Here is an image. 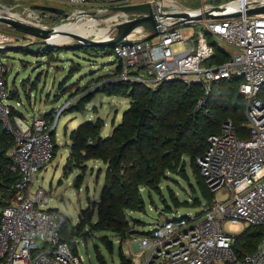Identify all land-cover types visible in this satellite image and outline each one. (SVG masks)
<instances>
[{"label":"built area","instance_id":"built-area-1","mask_svg":"<svg viewBox=\"0 0 264 264\" xmlns=\"http://www.w3.org/2000/svg\"><path fill=\"white\" fill-rule=\"evenodd\" d=\"M47 1L56 6L81 5L78 11L95 4L91 0ZM161 1L167 0H110L96 5L105 9L141 2L159 6ZM260 1L225 4L245 10ZM134 17L139 16L125 14L120 21ZM193 25H200L202 31L184 33L180 25L152 39L146 34L118 42L113 48L120 67L118 79L149 88L181 79L189 85L202 84L207 97L214 82L239 77L240 92L247 99L249 137L241 138L228 119L220 133L209 136L208 148L198 158L205 182L215 193L226 195L224 200L204 201L201 207L192 208L195 212L182 215L176 213L181 209L173 210L172 217L155 224L146 234L125 238L124 255L128 264H264V236L255 251L244 256L236 251L237 236L247 227L264 228V14L244 13ZM11 42V36L0 30V49ZM176 43L183 49H174ZM218 49L228 52L229 59L208 65ZM8 72L6 58L0 54V121L15 137L9 156L20 174L15 196L1 215L0 264H84L83 256L74 252L63 235L66 216L55 209H39L38 204H49L52 196L44 188L33 191L38 173L55 157L52 132L57 119L42 116L28 124L18 117L13 125L12 106L7 100L14 88L8 85ZM203 103L200 100V105ZM231 225L240 228L235 231ZM131 244L138 248L130 251Z\"/></svg>","mask_w":264,"mask_h":264},{"label":"trees","instance_id":"trees-1","mask_svg":"<svg viewBox=\"0 0 264 264\" xmlns=\"http://www.w3.org/2000/svg\"><path fill=\"white\" fill-rule=\"evenodd\" d=\"M91 1L98 4L110 0ZM53 47L45 44L40 52L53 58ZM97 48L84 47L85 50ZM113 48H109L110 53H114ZM228 59V52L218 49L207 64H219ZM117 69L119 71L120 67ZM76 72L70 73V78ZM240 84L239 77L218 80L214 82L211 94L207 97L204 96L202 84L189 85L181 79L163 82L156 88L121 80L103 82L98 87L99 92L130 98L131 104L109 135L105 136L103 133L106 125L103 118L87 121L72 133L71 155L64 167L66 177L75 167H80L91 159L100 160L107 166L99 199L94 201L92 207L82 210L79 225L72 227L67 223L68 219L65 220L62 232L75 253V237L88 227L91 232H112L120 237L121 243L133 233L146 234L148 231L134 230L135 224L143 222L135 220L132 223L129 213H146L144 191L149 198L153 193L160 195L164 182L170 180L172 175L189 180L188 167L199 186L200 197H195L193 201L174 198V206L177 209L184 206L199 208L204 201L214 200L215 192L205 182L198 158L205 154L209 136L220 133L228 119L234 122L241 138L249 137L247 99L240 92ZM88 87L76 86L72 91L70 99L76 101L70 106L72 111H83L92 99L93 95L86 93ZM14 89V93L12 90L10 92V98L19 96L17 89ZM60 89H65L64 84H61ZM200 100L204 101L202 105ZM21 116L23 114L12 107L10 121L13 125H16V119ZM52 137L56 155V131L52 132ZM14 144V135L0 121V220L4 207L15 196V185L20 178L19 172L13 169V161L9 156V150ZM80 183V178H77L75 185L80 186ZM165 202L164 211L161 213L176 210ZM95 213L97 218L94 222ZM263 236V227H247L237 236L236 251L240 256L255 251ZM102 241L112 250V242L108 236H103ZM120 255L121 261L128 264L129 260L122 247ZM98 262L107 264L100 253Z\"/></svg>","mask_w":264,"mask_h":264},{"label":"rangeland","instance_id":"rangeland-1","mask_svg":"<svg viewBox=\"0 0 264 264\" xmlns=\"http://www.w3.org/2000/svg\"><path fill=\"white\" fill-rule=\"evenodd\" d=\"M230 1L234 0H167L166 2L170 5L162 6V10L171 12L175 10V5L188 10H197L206 5L215 6ZM44 2L48 3L47 0H0V15L10 11L15 12L19 14V19L22 18L23 21L45 27H57L61 24L77 22L79 27L76 29H79L84 23V19L87 18L86 14L77 10L81 5L61 4L60 6L64 7L71 14L70 16L57 15L33 7L35 4H45ZM86 10H95L100 13L99 11L106 9L94 4ZM90 17L102 21L100 17L92 15ZM112 24H116V21H113ZM108 26L110 25L106 20L103 23L95 22L79 35L95 38L93 36ZM0 30L12 38V45L0 49V54L6 58V63L9 66L8 85L10 88H16L19 94L18 97L15 96L16 98L9 97L7 103L21 112L23 114L21 117L28 124L42 116H46L49 120L57 119L55 131L58 147L56 155L38 173L33 184V191L44 188L46 194L52 196V199L49 204H38V208L58 210L66 216L67 223L72 227L78 226L82 210L92 207L94 201L99 199L107 166L100 160L91 159L82 163L80 167H75L67 177L64 175V167L71 155L72 133L80 125L90 120L103 118L106 122L103 133L105 136L109 135L114 125L120 123L123 113L130 107V98L98 91V87L103 82L120 80L118 79L120 77L116 55L110 53V47H98L95 50H85L84 47H66V45L76 43L74 38L67 36L65 39L70 44L54 46L51 52L53 58H49L40 52L45 46V44H41V38L11 28L2 22H0ZM182 30L184 33H198L202 31V28L200 25L188 23L182 26ZM174 49H183V46L181 43H176ZM74 71L77 72L70 78V73L74 74ZM61 84H64L65 87L62 91ZM86 85L89 86L86 93H91L92 99L86 104L83 111H72L70 106L76 103L75 99H70L72 91L76 89V86ZM68 100L71 102L66 104ZM63 105L66 106L62 107ZM61 107L63 108L62 112L57 117ZM73 165L75 164L73 163ZM188 169L189 180L172 175L170 180L164 182L160 195L153 193V196L149 198L144 191L147 212L129 213L132 223L135 220L143 222V224H135V231H148L155 224L172 217V213H161L164 211L165 201L173 207L174 198L180 201H193L195 197H200L199 186L189 167ZM77 178H80V186L75 185ZM225 198L226 195L223 193H215L214 199L222 201ZM177 208L174 206L172 209ZM180 209L176 212L178 215L196 211V209L186 206L180 207ZM96 218L97 213L93 217L94 222ZM230 228L237 231L240 227L231 225ZM103 236H108L111 239L112 250H109L102 241ZM124 242L125 240L121 243L120 237L112 232L106 230L91 232L89 227L75 237L76 251L83 256L84 264H99L98 253L102 254L107 264H121V247L123 252H126ZM128 248L132 251L138 246L131 244Z\"/></svg>","mask_w":264,"mask_h":264},{"label":"water","instance_id":"water-1","mask_svg":"<svg viewBox=\"0 0 264 264\" xmlns=\"http://www.w3.org/2000/svg\"><path fill=\"white\" fill-rule=\"evenodd\" d=\"M33 7L57 15H71L64 7L56 5L35 4ZM109 10L114 12H123L129 15H138L139 17L117 22L114 24L112 34L105 38H91L76 33H67L69 36L75 39L76 43L72 45H66V47H114L118 42L127 39V37L138 28L145 30L147 33V39H152L160 35L165 29L185 25L188 23L192 24L203 20L238 17L244 13L247 15H261L264 14V0L247 5L245 10H243L241 7L232 9L226 4L215 6L206 5L198 9V11H196L194 14L185 12H163L157 4L150 2L115 5L109 7ZM80 13L95 17L99 16V13L95 10H80ZM167 18H171V20H167ZM0 22L7 24L16 30H20L41 38V44L62 46L60 44H54L50 41V39L54 38L58 32L56 28H43L14 17H6L2 15H0ZM14 92L15 89H12V93Z\"/></svg>","mask_w":264,"mask_h":264},{"label":"bare ground","instance_id":"bare-ground-1","mask_svg":"<svg viewBox=\"0 0 264 264\" xmlns=\"http://www.w3.org/2000/svg\"><path fill=\"white\" fill-rule=\"evenodd\" d=\"M164 5H170V3H167L166 1L159 2V7H160L161 10H162V6H164ZM175 7H176L175 10H173L171 12H185V13H189V14H194L196 11H198V10H188V9L176 6V5H175ZM99 12H100L99 13L100 15L98 17L102 18V21L98 20V19H94L93 17H90V15L86 14L87 18L84 19V21H83L84 23L82 24V26L79 29H76L77 27H79V23H77V22H69V23L61 24L60 26H57V27H45V26H42V25H39V24H35V25H38V26L43 27V28H56V30L58 32L54 36V38L50 39V41L52 43H54V44H60V45L64 44L65 45V44H70V42H68L65 39V37L69 36L67 33L81 34V33H83L85 31V29L90 24H94L95 22L96 23H99V22L103 23L106 20L107 24L110 25V26H108L106 29L102 30L101 32L97 33L95 36H93V37H96V38H105V37L110 36L112 34V32H113L114 25L112 24V22L113 21L119 22L122 19L121 17H123V15H125V13H123V12H114V11H111L109 9L101 10ZM1 15L2 16H6V17H14V18H17V19H19V17H20L18 13L11 12V11L8 12V13H5V14H1ZM167 20H171V18H167ZM25 22H27V21H25ZM28 23H31V22H28ZM31 24H34V23H31ZM146 34L147 33L145 32V30H143L142 28H138L134 32H132L128 37L135 38V37L144 36ZM58 40H60L61 42L58 41ZM55 41H57L59 43H57Z\"/></svg>","mask_w":264,"mask_h":264},{"label":"flooded vegetation","instance_id":"flooded-vegetation-1","mask_svg":"<svg viewBox=\"0 0 264 264\" xmlns=\"http://www.w3.org/2000/svg\"><path fill=\"white\" fill-rule=\"evenodd\" d=\"M45 4L49 5V3L44 2Z\"/></svg>","mask_w":264,"mask_h":264}]
</instances>
